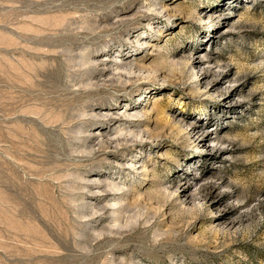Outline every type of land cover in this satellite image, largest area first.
Masks as SVG:
<instances>
[{"label": "rangeland", "instance_id": "obj_1", "mask_svg": "<svg viewBox=\"0 0 264 264\" xmlns=\"http://www.w3.org/2000/svg\"><path fill=\"white\" fill-rule=\"evenodd\" d=\"M0 264H264V0H0Z\"/></svg>", "mask_w": 264, "mask_h": 264}]
</instances>
